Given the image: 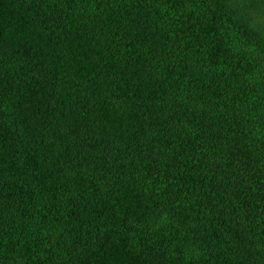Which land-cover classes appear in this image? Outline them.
<instances>
[{"label": "trees", "instance_id": "trees-1", "mask_svg": "<svg viewBox=\"0 0 264 264\" xmlns=\"http://www.w3.org/2000/svg\"><path fill=\"white\" fill-rule=\"evenodd\" d=\"M226 0H0V264H264V33Z\"/></svg>", "mask_w": 264, "mask_h": 264}, {"label": "rangeland", "instance_id": "rangeland-1", "mask_svg": "<svg viewBox=\"0 0 264 264\" xmlns=\"http://www.w3.org/2000/svg\"><path fill=\"white\" fill-rule=\"evenodd\" d=\"M240 20L264 33V0H226ZM236 14V15H237Z\"/></svg>", "mask_w": 264, "mask_h": 264}]
</instances>
